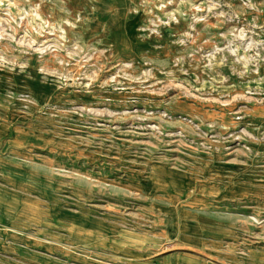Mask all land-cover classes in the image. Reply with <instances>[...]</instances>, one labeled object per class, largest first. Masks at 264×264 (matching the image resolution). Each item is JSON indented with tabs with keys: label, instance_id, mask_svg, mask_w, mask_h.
I'll list each match as a JSON object with an SVG mask.
<instances>
[{
	"label": "rangeland",
	"instance_id": "rangeland-1",
	"mask_svg": "<svg viewBox=\"0 0 264 264\" xmlns=\"http://www.w3.org/2000/svg\"><path fill=\"white\" fill-rule=\"evenodd\" d=\"M0 264H264V0H0Z\"/></svg>",
	"mask_w": 264,
	"mask_h": 264
}]
</instances>
